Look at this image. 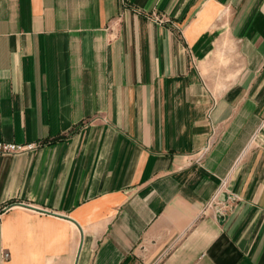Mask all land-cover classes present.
Instances as JSON below:
<instances>
[{"label": "crops", "instance_id": "crops-1", "mask_svg": "<svg viewBox=\"0 0 264 264\" xmlns=\"http://www.w3.org/2000/svg\"><path fill=\"white\" fill-rule=\"evenodd\" d=\"M0 140V264H264V0H0Z\"/></svg>", "mask_w": 264, "mask_h": 264}, {"label": "built area", "instance_id": "built-area-1", "mask_svg": "<svg viewBox=\"0 0 264 264\" xmlns=\"http://www.w3.org/2000/svg\"><path fill=\"white\" fill-rule=\"evenodd\" d=\"M212 139L209 140L207 147L198 153V156L194 158L196 162H201L205 153L211 146ZM40 144L36 142L32 143H17L13 141L0 140V155L7 154H19L25 152H31L37 149ZM193 160V159H192ZM224 191L220 189L213 196L212 200L208 204V207L214 208L216 212L222 216H227L234 207L235 197L233 195H228L227 198L223 197ZM5 256H9L7 253Z\"/></svg>", "mask_w": 264, "mask_h": 264}]
</instances>
